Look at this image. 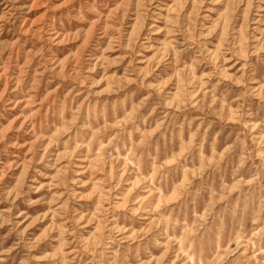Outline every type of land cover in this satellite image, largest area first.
<instances>
[{
  "label": "rangeland",
  "instance_id": "obj_1",
  "mask_svg": "<svg viewBox=\"0 0 264 264\" xmlns=\"http://www.w3.org/2000/svg\"><path fill=\"white\" fill-rule=\"evenodd\" d=\"M0 264H264V0H0Z\"/></svg>",
  "mask_w": 264,
  "mask_h": 264
}]
</instances>
